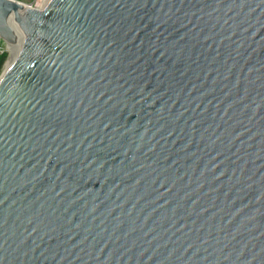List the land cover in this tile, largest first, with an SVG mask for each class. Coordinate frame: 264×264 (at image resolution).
I'll list each match as a JSON object with an SVG mask.
<instances>
[{
    "label": "water",
    "instance_id": "95a60500",
    "mask_svg": "<svg viewBox=\"0 0 264 264\" xmlns=\"http://www.w3.org/2000/svg\"><path fill=\"white\" fill-rule=\"evenodd\" d=\"M0 264H264V0H0Z\"/></svg>",
    "mask_w": 264,
    "mask_h": 264
},
{
    "label": "built area",
    "instance_id": "2783aa9c",
    "mask_svg": "<svg viewBox=\"0 0 264 264\" xmlns=\"http://www.w3.org/2000/svg\"><path fill=\"white\" fill-rule=\"evenodd\" d=\"M31 9H42L49 0H9ZM9 50V45L0 39V56Z\"/></svg>",
    "mask_w": 264,
    "mask_h": 264
},
{
    "label": "bare ground",
    "instance_id": "6f19581e",
    "mask_svg": "<svg viewBox=\"0 0 264 264\" xmlns=\"http://www.w3.org/2000/svg\"><path fill=\"white\" fill-rule=\"evenodd\" d=\"M24 41L25 39L22 31L18 30L16 32V43L14 45H9V51L12 50V54L7 66L15 59Z\"/></svg>",
    "mask_w": 264,
    "mask_h": 264
},
{
    "label": "rangeland",
    "instance_id": "374dc122",
    "mask_svg": "<svg viewBox=\"0 0 264 264\" xmlns=\"http://www.w3.org/2000/svg\"><path fill=\"white\" fill-rule=\"evenodd\" d=\"M6 53H7V56H6L5 62L3 64V67L1 69L0 75L5 70V68L7 67V64L9 62L10 58H11L12 50L11 51L8 50Z\"/></svg>",
    "mask_w": 264,
    "mask_h": 264
},
{
    "label": "trees",
    "instance_id": "16d2710c",
    "mask_svg": "<svg viewBox=\"0 0 264 264\" xmlns=\"http://www.w3.org/2000/svg\"><path fill=\"white\" fill-rule=\"evenodd\" d=\"M6 56H7V53H4L0 56V72H1V69L3 67V64L5 62V59H6Z\"/></svg>",
    "mask_w": 264,
    "mask_h": 264
}]
</instances>
